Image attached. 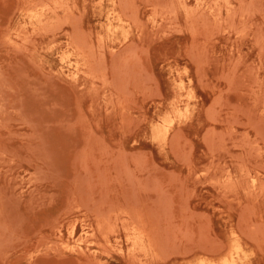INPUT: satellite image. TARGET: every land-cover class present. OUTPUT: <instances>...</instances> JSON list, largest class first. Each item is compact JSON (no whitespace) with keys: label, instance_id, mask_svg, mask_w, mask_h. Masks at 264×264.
Segmentation results:
<instances>
[{"label":"rangeland","instance_id":"obj_1","mask_svg":"<svg viewBox=\"0 0 264 264\" xmlns=\"http://www.w3.org/2000/svg\"><path fill=\"white\" fill-rule=\"evenodd\" d=\"M42 1L56 3L39 21L34 14ZM213 1L0 0V66L4 67H0V95H6L0 96V220L6 228L0 264H196L205 256L217 259L224 254L230 264H264V0ZM49 24L52 27L47 29ZM75 32L83 51L70 45ZM130 48V55L136 53L140 60L124 58ZM112 50L117 56L113 59ZM89 52H94L92 58ZM114 57L120 58V64L127 61L128 75ZM112 65L124 70L117 75L120 81L116 82ZM121 83H128L123 85L126 91ZM1 89L13 90L12 96L17 92L14 99L19 106L12 103L13 97L8 103L10 94ZM173 171L175 175L170 174ZM154 216L160 217L158 224ZM135 218L154 225L155 242L147 235L134 237ZM71 223L70 234L65 228ZM75 236L82 237L79 245H74Z\"/></svg>","mask_w":264,"mask_h":264},{"label":"bare ground","instance_id":"obj_2","mask_svg":"<svg viewBox=\"0 0 264 264\" xmlns=\"http://www.w3.org/2000/svg\"><path fill=\"white\" fill-rule=\"evenodd\" d=\"M40 1H41V0H40ZM124 1H125V0H124ZM124 1L122 0V2H124ZM201 1H202V0H201ZM212 1H213V0H212ZM226 1H227V0H226ZM31 2H32V1H31ZM31 2H30V3H31ZM51 2H52V1H51ZM60 2H61V1H60ZM60 2H57V3H59V5H60ZM196 2H197V0H196ZM213 2H214V1H213ZM237 2H238V1H237ZM242 2H243V1H242ZM246 2H250V0H248V1H246ZM30 3H29V4H30ZM33 3L35 4V2H33ZM53 3H56V2H52V5H53ZM71 3H72V2H71ZM112 3H113V2H112ZM124 3H126V2H124ZM182 3H183V2H182ZM200 4H202V3L200 2ZM227 4H228V3H227ZM52 5H51L49 2H47V1H42V2H40V6H39V4H38V6H39V10H38L34 15L37 17V19H38L39 21L42 19V14H43V12H44L45 10H47V9L50 10V8L53 7ZM122 5H123V4H122ZM169 5H170V2H169ZM169 5H168V6H169ZM183 5H184V4H183ZM208 5H209V3H208ZM228 5H229V4H228ZM60 6H61V5H60ZM60 6H59V7H60ZM123 6H126V5H123ZM152 6H153V5H152ZM155 6H157V4H156ZM159 6H160V5H159ZM168 6H167V7H168ZM189 6H191V5H189ZM197 6H198V5H197ZM231 6H233L232 3H231ZM30 7H31V6H30ZM57 7H58V6H57ZM167 7H166V9H167ZM169 7L171 8L172 6H169ZM169 7H168V9H169ZM223 7H224V6H223ZM227 7H228V6H227ZM227 7H225V8H227ZM242 7H243V6H242ZM242 7H241V8H242ZM35 8H36V6H35ZM54 8H55V6H54ZM123 8H124V7H123ZM129 8H130V7H129ZM160 8H161V6H160ZM162 8H163V6H162ZM197 8H198V7H197ZM228 8H229V7H228ZM29 9H30V8H29ZM29 9H26V10H29ZM67 9H69V8H67ZM154 9H155V8L152 7L151 10H154ZM209 9H211V8L209 7ZM231 9H232V8H231ZM239 9H240V8H239ZM36 10H37V9H36ZM64 10H65V9H64ZM109 10H110V9H109ZM120 10H121V9H120ZM225 10H226V9H225ZM229 10H230V9H229ZM232 10H233V9H232ZM29 11H30V10H29ZM33 11H34V10H33ZM121 11H122V10H121ZM185 11H186V10H185ZM194 11H195V10H194ZM226 11H227V10H226ZM63 12H64V11H63ZM108 12H109V11H108ZM108 12H107V13H108ZM113 12H116V10L113 11ZM113 12H112V13H113ZM171 12H172V11H170V13H171ZM208 12H209V10H208ZM217 12H219V11L217 10ZM128 13H129V12H128ZM128 13L126 12V14H128ZM132 13H133V11H132ZM153 13H154V12H153ZM196 13H197V12H196ZM228 13H229V11H228ZM228 13H227V14H228ZM232 13H233V11H232ZM30 14H31V13H30ZM109 14H111V13H109ZM122 14H123V13H122ZM129 14H130V13H129ZM185 14H186V12H185ZM106 15H108V14H106ZM124 15H125V14H124ZM153 15H154V14H153ZM168 15H169V14H168ZM195 15H197V17H198V14H195ZM215 15H216V14H215ZM217 15H218V14H217ZM228 15H230V14H228ZM245 15H246V14H245ZM117 16H118V15H117ZM133 16H134V15H133ZM173 16H175V15H173ZM184 16H186V15H184ZM188 16H189V15H188ZM246 16H247V15H246ZM27 17H28V16H27ZM29 17H30V16H29ZM56 17H57V16H56ZM75 17H76V16H75ZM119 17H120V16H118V19H119ZM191 17H192V16H191ZM203 17H204V16H203ZM205 17H206V16H205ZM231 17H232V16H231ZM59 18H60V17H59ZM59 18L57 17V19H59ZM65 18H66V15H65ZM111 18H112V17H111ZM133 18H135V17H133ZM133 18H132V19H133ZM171 18H172V17H171ZM187 18H189V17H187ZM193 18H194V17H193ZM29 19H30V18H29ZM51 19H52V18H51ZM53 19H55V17H54ZM60 19H61V18H60ZM60 19H59V20H60ZM62 19H64L63 16H62ZM62 19H61V20H62ZM76 19H77V18H76ZM106 19H107V18H106ZM118 19H117V20H118ZM153 19H154V18H153ZM163 19H164V18H163ZM174 19H175V17H174ZM203 19H204V18H203ZM207 19H208V18H207ZM213 19H214V17H213ZM223 19H224V18H223ZM243 19H244V18H243ZM45 20H46V19H45ZM61 20H60V21H61ZM64 20H65V19H64ZM122 20H123V19H122ZM165 20H167V19H165ZM201 20H202V18H201ZM201 20L199 21V24H200ZM204 20H205V19H204ZM218 20H219V18H218ZM65 21H66V20H65ZM109 21H110V20H109ZM118 21H121V19L118 20ZM125 21H127V20H125ZM169 21H170V19H169ZM207 21H210V20H207ZM43 22H45V21H43ZM62 22H63V21H62ZM62 22H61V23H62ZM74 22H75V21H74ZM151 22H152V20H151ZM153 22H154V21H153ZM22 23H23V22H22ZM37 23H38V22H37ZM41 23H42V22H41ZM49 23H51V21H50ZM131 23H132V22H131ZM202 23H203V21H202ZM202 23H201V24H202ZM231 23H232V22H231ZM241 23H242V21H241ZM24 24H25V22H24ZM158 24H159V23H158ZM158 24H157V25H158ZM166 24H167V23H166ZM174 24H175V23H174ZM189 24H190V23H189ZM227 24H228V23H227ZM242 24H243V23H242ZM242 24H241V25H242ZM20 25H21V23H20ZM32 25H33V24H32ZM36 25H37V24H36ZM39 25H40V24H39ZM54 25H56V24H54ZM54 25H53V26H54ZM61 25H62V24H61ZM108 25H109V23H108ZM168 25H169V23H168ZM170 25H171V24H170ZM202 25H204V23H203ZM230 25H231V24H229V26H230ZM14 26H15V25H14ZM105 26H106V28H107V25H105ZM109 26H110V25H109ZM113 26H114V25H113ZM189 26H190V25H189ZM189 26H188V27H189ZM205 26H206V23H205ZM243 26H244V25H243ZM22 27H23V26H22ZM51 27H52V26H50V24H49V27L47 26V29H48V28H51ZM71 27H72V26H71ZM232 27H233V26H232ZM10 28H11V27H10ZM23 28H25V27H23ZM32 28H33V27H32ZM32 28H31V29H32ZM40 28H41V27H40ZM54 28H56V26H55ZM57 28H58V27H57ZM75 28H77V27H75ZM239 28H240V27H239ZM241 28H242V27H241ZM259 28H260V27H259ZM11 29H12V28H11ZM31 29H30V30H31ZM43 29H44V28H42V30H43ZM45 29H46V28H45ZM52 29H53V28H52ZM52 29H49V30L52 31ZM113 29H116V27H115V28L113 27ZM120 29H121V31H122V28H120ZM120 29H119V30H120ZM188 29H190V27H189ZM225 29H226V28H225ZM54 30H55V29H54ZM64 30H65V29H64ZM64 30H63V31H64ZM242 30H243V29H242ZM242 30H241V31H242ZM16 31H17V30H16ZM32 31H33V29H32ZM32 31H31V33H32ZM38 31H39V30H38ZM45 31H47V30H45ZM45 31H44V32H45ZM108 31L111 32L112 30H109V28H108ZM124 31H125V30H124ZM126 31H127V30H126ZM134 31H135V30H134ZM162 31H163V30H162ZM241 31H240V32H241ZM8 32H9V31H8ZM33 32H34V31H33ZM70 32H71V31H70ZM229 32H230V31H229ZM237 32H238V31H237ZM17 33H18V32H17ZM17 33H15V34L17 35ZM20 33H21V32H20ZM27 33H29V32H27ZM113 33H114V32H113ZM119 33H120V32H119ZM124 33H125V32H124ZM7 34H8V33H7ZM18 34H19V33H18ZM24 34H26V33H24ZM24 34H23V35H24ZM97 34L101 36V34H99V33H97ZM125 34H127V32H126ZM125 34H124L123 36H125ZM191 34H192V33H191ZM202 34H203V33H202ZM234 34H235V33H234ZM258 34H259V33H258ZM13 35H14V34H13ZM26 35H27V34H26ZM68 35H69V33H68ZM106 35H107V33H106ZM121 35H122V34H121ZM136 35H137V34H136ZM204 35H205V32H204ZM204 35H203V36H204ZM212 35H213V34H212ZM52 36H53V35H52ZM111 36H112V34L110 35V37H111ZM6 37H7V36H6ZM17 37H18V35H17ZM24 37H26L27 39H29L27 36H24ZM24 37L22 36L23 39H24ZM69 37H70V35H69ZM125 37H126V36H125ZM137 37H138V36H137ZM210 37H211V36H210ZM255 37H256V36H255ZM8 38H9V37H8ZM22 38H21V39H22ZM95 38H96V36H95ZM99 38H100V37H99ZM115 38H116V37H115ZM123 38H124V37H123ZM100 39H101V40H100ZM100 39H99L100 42H102V38H100ZM121 39H122V38H121ZM9 40H10V38H9ZM11 40H12V39H11ZM25 40H26V39H25ZM29 40H30V39H29ZM67 40H68V39H67ZM117 40H118V38H117ZM257 40H258V38H257L255 41L257 42ZM22 41H23V40H22ZM27 41H28V40H27ZM27 41H26V42H27ZM129 41H131V40H129ZM8 42H9V41H8ZM119 42H120V41H119ZM132 42H133V41H132ZM10 43H11V42H9V44H10ZM20 43H21V42H20ZM96 43H98V42H96ZM135 43H136V42H135ZM189 43H191V42H189ZM189 43H188V44H189ZM17 44H18V43H17ZM50 44H51V43H50ZM50 44H48V46H49ZM101 44H102V43H100L99 46H100ZM118 44H119V43H118ZM13 45H14V44H13ZM21 45H22V44H21ZM70 45L72 46V48L74 47V49H76V50H78V51H83V42H82V39L79 37V35H78L76 32L73 33L72 36H71ZM190 45H192V44H190ZM15 46L17 47L18 45H15ZM15 46H12V48L15 47ZM19 46H20V45H19ZM19 46H18V47H19ZM23 46H26V45H23ZM122 46H123V45H122ZM135 46H136V44H135ZM135 46H133V47H135ZM194 46H195V45H194ZM86 47H87V46H86ZM100 47H101V46H100ZM110 47H111V46H109V48H110ZM129 47H130V46H129ZM136 47H138V46H136ZM259 47H260V46H259ZM20 48H21V47H20ZM25 48H26V47H24V49H25ZM48 48H49V47H48ZM98 48H99V47H98ZM112 48H114V47H112ZM142 48H143V47H142ZM188 48H189V47H188ZM260 48H261V47H260ZM22 49H23V48H22ZM119 49H121V47H120ZM119 49H118V50H119ZM128 49H129V48H128ZM145 49H146V48H145ZM16 50H17V49H16ZM16 50H15V51H16ZM26 50H27V48H26ZM29 50H30V49H29ZM88 50H89V49H88ZM88 50H86V51H88ZM134 50H135V48H134ZM140 50H141V52H143V49H140ZM202 50H203V48H202ZM18 51H19V50H18ZM30 51H31V50H30ZM67 51H68V50H67ZM69 51H70V50H69ZM86 51H85V52H86ZM96 51H97V50H96ZM116 51H117V50H116ZM116 51H115V52H116ZM123 51L126 52L127 50H123ZM130 51H131V48H130L129 51H127V52L129 53V56L124 57V58H126V60H127V58L130 57V56H131V58L135 57V58H134V59H135V62H136V59H139V60H140V57H138V55H137V58H136V56H134V55H136V53H135V54L133 55V57H132V54L130 55ZM144 51H145V50H144ZM191 51H192V49H191ZM99 52H100V51H99ZM134 52H135V51H134ZM138 52H139V50H138ZM90 53H92V52H89V55H90V56H91L92 54H94V52H93L92 54H90ZM116 53H117V52H116ZM131 53H133V51H132ZM146 53H147V52H146ZM189 53H190V52H189ZM56 54H57V53H56ZM110 54H111V53H110ZM112 54H114V53H113V50H112ZM112 54H111V55H112ZM117 54H118V53H117ZM121 54H123V53L121 52ZM190 54H191V53H190ZM200 54H202V53H200ZM61 55H64L63 52H62ZM65 55H66V54H65ZM65 55H64V56H65ZM99 55L102 56L101 53H100ZM111 55H110V56H111ZM118 55H119V54H118ZM191 55H192V54H191ZM93 56H94V55H93ZM93 56H91V58H92ZM113 56H116V55H115V54L112 55V59H113ZM119 56H120V55H119ZM124 56H125V55H124ZM196 56H197V54H196ZM26 57H28V56L26 55ZM61 57H62V56H61ZM83 57H85V56H83ZM116 57H117V56H116ZM204 57H205V55H204ZM64 58H65V57H64ZM114 58H115V57H114ZM97 59H98V56H97V58H95V60H97ZM102 59H103V58H102ZM112 59H111V61L113 62ZM116 59H117V64H120V63H118V61L120 60V58H119V60H118V58H115V60H116ZM190 59H192V58H190ZM195 59H196V58H195ZM31 60H32V59H31ZM31 60L29 59V61H31ZM122 60H124V59L122 58ZM122 60H121V62H122ZM39 61H40V60H39ZM39 61H37V62H39ZM59 61H62V60H59ZM92 61H93V60H92ZM100 61H101V60H100ZM100 61H98V62H100ZM128 61H129V59H128ZM238 61H239V60H238ZM68 62H69V61H68ZM73 62H74V61H73ZM77 62H78V61H77ZM77 62H76V63H77ZM86 62H87V61H86ZM86 62H85V63H86ZM90 62H91V61H90ZM95 62H97V61H95ZM95 62H94V63H95ZM112 62H109V63L112 64ZM114 62H116V61H114ZM119 62H120V61H119ZM232 62H233V61H232ZM76 63H75V64H76ZM100 63H101V62H100ZM125 63H127V61H126ZM125 63L122 62V64L119 65V69H120L121 65L123 66V64H124V66H123L124 68H123V67H121V68H123V69L125 70L124 73L127 74V71H128V65H127V64H128V63H127V64H125ZM195 63H197V61H196ZM200 63H202V62H200ZM75 64H74V65H75ZM111 64H110V65H111ZM34 65H35V64H34ZM67 65H68V64H67ZM96 65H97V64H96ZM99 65H100V64H99ZM99 65H97V66H99ZM113 65L116 66V63L113 64ZM113 65L110 67L111 69H112ZM125 65L127 66V69H125V68H126ZM231 65H232V63H231ZM231 65H230V66H231ZM82 66H83V65H82ZM87 66H88V65H87ZM87 66H86V67H87ZM97 66H94V67H93V68H96V70H94V71H97ZM130 66H131V63H130ZM130 66H129V67H130ZM0 67H2V66H0ZM72 67H73V66H72ZM100 67H101V66H100ZM104 67H105V66H104ZM117 67H118V65H117ZM194 67H195V66H194ZM36 68H37V67H36ZM61 68H62V67H61ZM73 68H74V67H73ZM75 68H76V67H75ZM101 68H102V67H101ZM113 68L115 69V67H113ZM229 68H230V67H229ZM232 68H235V67H232ZM232 68H231V70H232ZM3 69H4V67H2V70H3ZM104 69H105V68H104ZM117 69H118V68H117ZM117 69H115L116 71H113V70H112V71H113V74H115V77H116L117 75L119 76V74H120L121 72L124 71L123 69H121V71H120L119 69H118V70H117ZM139 69H142V68H139ZM183 69H184V68H183ZM0 70H1V69H0ZM71 70H72V69H71ZM77 70H78V69H77ZM98 70H99V69H98ZM126 70H127V71H126ZM142 70H143V69H142ZM144 70H145V69H144ZM144 70H143V71H144ZM231 70H230V71H231ZM234 70H235V69H234ZM4 71H6V70H4ZM78 71H79V70H78ZM80 71L82 72L83 70H80ZM118 71H120V72H119L118 74H116ZM130 71H131V67H130ZM130 71H129V72H130ZM183 71H184V70H183ZM1 72H2V71H1ZM40 72H41V71H40ZM97 72H98V71H97ZM132 72H133V70H132ZM139 72H140V71H139ZM184 72H185V71H184ZM233 72H234V71H233ZM233 72H232V73H233ZM75 73H76V72H75ZM124 73H123V75H124ZM134 73H136V71L133 72V74H134ZM145 73H146V71H145ZM147 73H149V72L147 71ZM147 73H146V74H147ZM224 73H226V71H225ZM3 74H4V73H3ZM76 74H77V73H76ZM87 74H88V73H87ZM109 74H110V73H109ZM220 74H221V73H220ZM71 75H73V74H71ZM127 75H128V74H127ZM127 75H126V77L128 78ZM131 75H132V73H131ZM139 75H140V73H139ZM139 75H138V76H139ZM147 75H149V74H147ZM147 75H146L145 77L148 79V76H147ZM150 75H152V73H151ZM177 75H178V74H177ZM66 76H67V75H66ZM74 76H75V75H74ZM110 76H111V74H110ZM118 76L115 78V79H116V82H117V80H119V79L121 78V77L118 78ZM136 76H137V75H136ZM138 76H137V77H138ZM221 76H223V75H221ZM229 76H230V75H229ZM231 76H232V75H231ZM3 77H4V75H3ZM67 77H69V76H67ZM72 77H73V76H72ZM112 77H114V75H113ZM140 77H141V76H140ZM142 77H143V75H142ZM223 77H224V76H223ZM226 77H227V76H226ZM93 78H94V77H93ZM100 78H102L101 75H100L99 79H100ZM103 78H104V77H103ZM134 78H135V77H134ZM197 78H198V76H197ZM230 78H232V77H230ZM0 79H1V78H0ZM96 79H97V78H96ZM104 79H105V78H104ZM111 79H112V81H111ZM137 79H138V78H137ZM151 79H153V78H150V80H151ZM179 79H181V78H179ZM198 79H199V78H198ZM200 79H201V78H200ZM200 79H199V80H200ZM224 79L227 80V78H224ZM228 79H229V78H228ZM254 79H255V78H254ZM258 79H259V78H258ZM3 80H5V79L3 78V79H2V82H3ZM109 80L111 81V83L114 82V81H113V80H114L113 78H110ZM123 80H124V79H123ZM125 80H126V79H125ZM125 80H124V82H125ZM127 80H128V79H127ZM127 80H126V82H127ZM132 80H133V76H132ZM143 80H145V78L142 79V81H143ZM153 80H154V79H153ZM181 80H182V79H181ZM188 80H189V78H187V81H188ZM226 80H225V81H226ZM0 81H1V80H0ZM103 81H104V80H103ZM106 81H107V79H106ZM119 81H120V80H119ZM142 81H141V82H142ZM147 81H148V80H147ZM4 82H5V81H4ZM227 82L230 84V82H229L228 80H227ZM5 83H6V82H5ZM7 83H8V80H7ZM7 83H6V84H7ZM9 83H10V81H9ZM188 83H189V82H188ZM1 84H2V83H0V85H1ZM6 84H5V85H6ZM124 84L127 85L128 83H121L120 86H123ZM176 84H177V83H176ZM7 85L9 86V84H7ZM91 85H92V84H91ZM113 85H115V83H114ZM117 85H118V84H117ZM144 85H145V84H144ZM148 85H149V84H148ZM148 85H147V87H148ZM152 85H153V84H152ZM179 85H180V84H179ZM179 85L177 84L176 86L179 87ZM226 85H227V84H226ZM3 86H4V83H3ZM10 86L12 87L13 85L11 84ZM10 86H9V87H10ZM182 86H183V85H182ZM78 87H79V86H78ZM113 87H114V86H113ZM125 87H126V86H123V87L121 88V90H122L123 88H125ZM133 87H134V86H133ZM145 87H146V86H144V88H145ZM147 87H146V88H147ZM155 87H156V85H155ZM178 87H177V88H178ZM189 87H190V86H189ZM263 87H264V86H263ZM13 88H14V87H13ZM136 88H137V86H136ZM148 88H149V87H148ZM148 88H147V89H148ZM14 89L17 90L16 88H14ZM178 89H179V88H178ZM222 89H223V88H222ZM7 90H10V89H7ZM118 90L120 91V89H118ZM124 90L126 91V89H123V91H124ZM1 91L8 92V91H6V90H2V89H1ZM12 91H13V90H12ZM12 91L10 90V91L8 92V93L10 94V96H8V97H9L8 103H9V101H10V99H11L10 97H13V100H14V101L11 99V100L13 101V102H12V101H11V102H12L13 104H14V103L17 104L18 102H15V99L17 100V98L14 99V96L17 94V92L14 93V95L12 96V95H11ZM123 91H122V92H123ZM127 91H128V89H127ZM129 91H130V89H129ZM129 91H128V92H129ZM148 91H149V90H148ZM190 91H192V90H190ZM10 92H11V93H10ZM14 92H15V91H14ZM218 92H220V91H218ZM218 92H217V93H218ZM0 93H2V92H0ZM189 93H190V92H189ZM4 94H5V93H4ZM126 94H127V93H126ZM129 94H130V92L128 93V95H129ZM1 95H2V94H1ZM1 95H0V96H1ZM18 95H20L19 97H21V94H20L19 92H18ZM4 96H6V95H4ZM4 96L2 95L3 98H4ZM178 96H179V95H178ZM182 96H183V95H182ZM192 96H193V95H192ZM192 96H191V97H192ZM213 96H214V95H213ZM216 96H217V95H216ZM8 97H7V98H8ZM19 97H18V98H19ZM193 97H194V96H193ZM211 97H212V96H211ZM5 98H6V97H5ZM174 98H175V97L173 96V99H174ZM187 98H188V96H187ZM212 98H213V100H216V99H214V97H212ZM256 98H257V97H256ZM19 99H20V98H19ZM19 99H18V100H19ZM210 99H211V98H210ZM218 99H219V98H218ZM22 100H23V96H22ZM20 101H21V100H20ZM20 101H19V102H20ZM211 101H212V100H211ZM211 101H209V102H211ZM216 101H217V100H216ZM130 102H131V101H130ZM214 102H215V101H214ZM217 102H219V100H218ZM21 103L23 104V102H20V105H21ZM168 103H169V102H168ZM177 103H178V102H177ZM13 104L11 105L12 108H13ZM16 104H14V105H16ZM76 104H77V103H76ZM214 104H217V103H214ZM120 105H122V104H120ZM169 105H170V104H169ZM186 105H187V104H186ZM206 105H207L206 108H208V106L211 107V105H208V104H206ZM230 105H231V104H230ZM18 106H19V103H18L17 107H18ZM219 106H220V105H219ZM231 106H232V105H231ZM17 107H14L13 110H15V108L17 109ZM177 107H178V106H177ZM191 107H192V105H191ZM20 108H22V107L20 106ZM23 108H24V107H23ZM23 108H22V109H23ZM175 108H176V107H175ZM175 108H174V109H175ZM182 108H183V107H182ZM179 109H180V108H179ZM186 109H187V107H186ZM214 109H215V108H214ZM106 110H108V108H107ZM176 110H177V109H176ZM176 110H175V111H176ZM203 110H204V109H203ZM210 110H211V109H209L208 111H210ZM215 110H216V109H215ZM10 111H11V110H10ZM19 111H20V109L18 108V111L16 110V112L21 113V111H20V112H19ZM183 111H184V110H183ZM212 111H213V110H212ZM212 111H210V112H212ZM16 112H15V113H16ZM22 112H23V110H22ZM185 112H186V111H185ZM240 112H241V110H240ZM8 113H9V112H8ZM164 113H165V112H164ZM164 113H162V114H164ZM179 113H180V112H179ZM186 113H187V112H186ZM141 114H142V112H141ZM162 114H161L160 116H162ZM176 114H177V113H176ZM190 114H191V112H190ZM206 115L208 116V115H210V114H206ZM168 116H169V114H168ZM172 116H173V115H172ZM182 116H183V115H182ZM85 117H86V116H85ZM165 117H166V116H165ZM165 117H164V119H165ZM178 117H179V115H178ZM208 117H209V116H208ZM210 117H211V116H210ZM245 117H246V116H245ZM81 118L83 119V117H81ZM81 118H80V121H81ZM161 118H162V117H161ZM169 118H170V117H169ZM171 118H172V117H171ZM182 118H183V117H182ZM213 118H214V117H213ZM213 118H212V119H213ZM159 119H160V118H159ZM178 119H179V118H178ZM23 120H24V119H23ZM119 120H120V119H119ZM216 120H217V119H216ZM233 120H234V119H232V121H233ZM156 121H157V120H156ZM169 121H170V119L167 120V122H169ZM172 121H173V120H172ZM176 121H177V120H176ZM213 121H214V120H213ZM246 121H247V120H246ZM165 122H166V121H165ZM182 122H183V121H182ZM149 123H150V122H149ZM153 123H154V122H153ZM159 123H161V122H159ZM159 123H158V124H159ZM176 123H177V122H176ZM180 123H181V122H180ZM252 123H253V122H252ZM254 123H257V122L254 121ZM150 124H151V123H150ZM168 124H171V123H168ZM166 125H167V124H166ZM250 125H252V124H250ZM250 125H249V126H250ZM253 125H254V124H253ZM253 125H252V126H253ZM151 126H152V125H151ZM208 126H209V125H208ZM155 127L157 128V126H155ZM150 128H152V127H150ZM177 128H178V127H177ZM153 129H154V128H153ZM153 129H151V130H153ZM204 129L207 130L206 128H204ZM204 129H203V130H204ZM211 129H212V128H211ZM154 130H155V129H154ZM178 130H179V129H178ZM205 130H204V133H205ZM214 130H215V129H214ZM217 130H218V128H217ZM155 131H156V130H155ZM162 131H163V127H162ZM173 131H174V130H173ZM208 131H209V130H208ZM211 131H212V130H211ZM255 131H256V130H255ZM89 132H90V131H89ZM163 132H164V131H163ZM212 132H213V131H212ZM219 132H220V131H218V135L220 134ZM227 132H229V131H226V133H227ZM243 132H244V131H243ZM37 133H38V132H37ZM155 133H157V132H155ZM155 133H154V134H155ZM158 133H159V132H158ZM158 133H157V134H158ZM164 133H165V132H164ZM164 133H162V134H164ZM208 133H209V132H207L206 134H208ZM221 133H223V131H222ZM224 133H225V132H224ZM224 133H223V134H224ZM226 133H225V134H226ZM150 134H151V131H150ZM169 134H170V133H169ZM202 134H203V133H202ZM245 134H246V133H245ZM173 135H174V134H173ZM38 136H39V133H38V135H37L36 137H38ZM87 136H88V135H87ZM161 136H162V135H161ZM211 136H212V135H211ZM211 136H210V140H211V138H212ZM253 136H254V135H253ZM157 137H158V135H157ZM168 137H170V136H168ZM173 137H174V136H173ZM204 137H205V135L202 136V138H204ZM218 137H219V136H218ZM218 137H217V138H218ZM162 138H163L162 140H164L165 136L162 137ZM220 138H221V137H220ZM40 139H41V136L39 137V140H40ZM169 139H170V138H169ZM86 140H87V139H86ZM113 140H115V139H113ZM220 140H221V139H220ZM225 140H226V139H225ZM235 140H236V139H235ZM263 140H264V139H263ZM175 141H176V140H175ZM245 141H246V140H245ZM158 142H159V141H158ZM183 142H184V140L182 141V143H183ZM168 143H169V140H168ZM233 143H234V142H233ZM176 144H177V143H176ZM121 145H122V144H121ZM170 145H171V144H170ZM177 146H178V145H177ZM189 146H191V145H189ZM233 146H234V145H233ZM113 147H114V146H113ZM83 148H84V146H83ZM120 148H121V147H120ZM254 148H255V147H254ZM257 148H258V147H257ZM122 149H123V148H122ZM251 149H252V148H251ZM123 150H124V149H123ZM185 150H186V149H185ZM188 150H189V149H188ZM254 150H255V149H254ZM115 151H116V150H115ZM87 152H88V151H87ZM188 152H189V151H188ZM188 152H187V153H188ZM124 153H125V151H124ZM187 153H186V154H187ZM2 154H3V153H2ZM255 154H257V152H255ZM77 155H78V154H77ZM121 155H122V154H121ZM182 156H183L182 158L185 159L183 153H182ZM186 156H187V155H186ZM85 157H86V156H85ZM187 157H188V156H187ZM212 157H213V155H212ZM110 158H112V157H110ZM77 159H78V158H77ZM84 159H85V158H84ZM186 160H188V159L186 158L185 161H186ZM10 161H11V160H10ZM108 161H110V160H108ZM112 161H113V159H112ZM181 161H182V159H181ZM211 162H212V161H211ZM211 162H210V163H211ZM233 162H234V161H233ZM236 162H237V161H236ZM113 163H114V162H113ZM137 163H138V162H137ZM239 163H240V162H239ZM71 164H73V163H71ZM153 164H154V163H153ZM81 165H82V163H81ZM73 166H74V165H73ZM73 166H72V167H73ZM87 166H88V165H87ZM94 166H95V165H94ZM154 166H155V165H154ZM73 168H74V167H73ZM94 168H96V167H94ZM94 168H93V169H94ZM113 168H115V167H113ZM113 168H112V169H113ZM227 168H228V167H227ZM261 168H262V167H261ZM81 169H82V168H81ZM88 169H89V168H88ZM88 169L86 168L87 172H89ZM205 169H207V168H205ZM245 169H246V168H245ZM44 170H45V169H44ZM73 170H74V169H73ZM77 170H78V169H77ZM122 170H123V169H122ZM130 170H131V169H130ZM92 171H93V170H92ZM95 171H97V169H96ZM103 171H104V170H103ZM117 171H119V170H117ZM170 171H171V169H170ZM199 171L201 172V170H199ZM226 171H227V170H226ZM226 171H225V172H226ZM240 171H241V170H240ZM97 172H98V171H97ZM119 172H120V171H119ZM173 172H174V171H173ZM173 172L170 173V174H174V175H175L176 171H175L174 173H173ZM203 172H204V171H203ZM205 172H206V171H205ZM205 172H204V173H205ZM243 172H245V171H243ZM257 172H259V171H257ZM85 173H86V172H85ZM98 173H99V172H98ZM195 173L197 174V172H195ZM28 174H29V173H28ZM33 174H36V173H33ZM76 174H77V172H76ZM124 174H125V173H124ZM73 175H74V174H73ZM248 175H249V174H248ZM74 176H75V175H74ZM79 176H80V177H79ZM119 177H120V176H119ZM176 177L178 178V176H176ZM223 177H224V176H223ZM226 177H228V176H226ZM36 178H37V177H36ZM70 178H71V177H70ZM74 178H75V177H74ZM78 178H80L79 181H81V182H82V180H84V179H82L81 174L78 175ZM88 178H89V177H88ZM130 178H132V177H130ZM252 178H254V177H252ZM252 178L250 177L251 182H252ZM81 179H82V180H81ZM125 179H126V178H125ZM217 179H218V178H217ZM217 179H216V180H217ZM221 179H222V178H221ZM66 180H67V179H66ZM92 180H93V179H92ZM126 180H128V179H126ZM126 180H125V181H126ZM146 180H147V179H146ZM153 180H154V179H153ZM209 180H210V179H209ZM74 181H75V180H74ZM79 181L77 180V182H79ZM135 181H136V180H135ZM174 181H175V180H174ZM176 181H178V180H176ZM211 181H212V180H211ZM29 182H30V180H29ZM128 182L130 183V182H131V179H130V181L128 180ZM132 182H133V181H132ZM205 182H207V181H205ZM215 182H216V181H215ZM229 182H231V184H232V181L229 180ZM79 183H80V182H79ZM133 183H134V182H133ZM145 183H146V182H145ZM222 183H223V182H222ZM226 183H227V180H226ZM252 183H253V182H252ZM252 183H251V184H252ZM262 183H263V182H262ZM90 184H91V183H90ZM155 184H156V183H155ZM86 185H87V184H86ZM86 185H85V187H86ZM224 185H225V184H224ZM226 185H227V184H226ZM77 186H78V188H79L80 185L77 184ZM77 186H76V188H77ZM130 186H131V185H130ZM160 186H161V185H160ZM260 186H261V185H260ZM262 186H264V185H262ZM32 187H33V186H32ZM32 187H31V188H32ZM178 187H179V186H178ZM222 187H223V185H222ZM228 187H229V186H228ZM91 188H92V187H91ZM143 188H144V187H143ZM154 188H155V186H154ZM158 188H161V187H158ZM176 188H177V187H176ZM259 188H261V187H259ZM103 189H104V188H103ZM130 189L133 190V192L135 191V190L133 189V186H132ZM141 189H142V188H141ZM144 189H145V188H144ZM144 189H143V190H144ZM179 189H180V188H179ZM181 189H182V188H181ZM216 189H218V188H216ZM78 190L81 191L80 189H78ZM87 190H88V187H87ZM97 190H98V189H97ZM162 190H163V188H162V189H159L158 191H162ZM259 190H260V189H259ZM111 191H112V190H111ZM153 191L156 193L155 190H153ZM181 191H182V190H181ZM192 191H193V190H192ZM83 192L86 193L87 191H83V190H82V193H83ZM131 192H132V191H131ZM48 193H49V192H48ZM95 193H96V192H95ZM163 193H164V192H163ZM163 193L161 192V194H163ZM180 193H181V192H180ZM257 193H258V192H257ZM86 194L88 195V192H87ZM101 194H102V193H101ZM131 194H132V193H131ZM159 194H160V192H159ZM186 194H187V193H186ZM258 194H259V193H258ZM71 195H72V193H71ZM78 195L80 196V192H79ZM89 195H90V194H89ZM98 195H99V194H98ZM105 195H106V194H105ZM132 195H133V194H132ZM134 195H135V194H134ZM181 195H182V194H181ZM85 196H86V195H85ZM159 196H160V195H159ZM162 196H163V195H162ZM89 197H90V196H89ZM89 197H88V198H89ZM102 197H103V196H102ZM131 197H132V196H131ZM165 197H166V196H165ZM181 197H182V196H181ZM133 198H134V197H133ZM163 198H164V197H163ZM183 198H184V200L187 199V198L185 199V197H183ZM183 198H182V199H183ZM151 199H152V198H151ZM155 199H156V198H155ZM164 199H165V198H164ZM99 200H101V199H99ZM99 200H98V201H99ZM148 200H149V199H148ZM160 200H161V199H160ZM168 200H169V199H168ZM73 201H74V199H73ZM77 201H78V200H77ZM90 201H94V200L92 199V200H90ZM95 201H96V200H95ZM137 201H138V200H137ZM157 201H159V200H155V201H153V202L156 203ZM165 201H166V200H165ZM169 201H171V200H169ZM81 202H83V201H81ZM87 202H88V201H87ZM153 202H152V203H153ZM163 202H164V201H163ZM166 202H168V201H166ZM183 202H185V201H183ZM158 203L160 204V202H157L156 204L158 205ZM107 204H108V203H107ZM133 204H135V201H134V200H133ZM182 204H183V203H182ZM182 204L180 205L179 208H181ZM244 204H246V202H245ZM137 205H138V204H137ZM146 205H147V204H146ZM164 205H165V203H164ZM185 205H188V204H185ZM250 205H251V204H250ZM83 206H84V204H83ZM85 206H86V203H85ZM90 206H91V205H90ZM158 206H159V205H158ZM158 206H157V207H158ZM162 206H163V205H161V207H162ZM166 206H167V208H168V205H166ZM64 207H66V205H65ZM73 207H74V206H73ZM75 207H76V206H75ZM88 207H89V206H88ZM88 207L86 208L87 210H88ZM149 207H150V206H149ZM157 207H155V209H156ZM187 208H188V207H187ZM1 209H2V208H1ZM106 209H108V208H106ZM106 209H105V210H106ZM118 209H119V208H118ZM155 209H153V211H154ZM159 209H160V208H159ZM165 209H166V208H165ZM60 210H61V209H60ZM166 210H167V209H166ZM187 210L189 211V208H188ZM100 211H104V210H100ZM181 211H182V210H181ZM248 211H250V210H248ZM58 212H59V211H58ZM58 212H57V213H58ZM123 212H124V210H123ZM160 212H161V211H159V213H160ZM179 212H180V211H179ZM183 212H184V210H183ZM116 213H117V212H116ZM116 213H115V214H116ZM153 213L156 214V212H153ZM170 213H171V212H170ZM115 214H114V215H115ZM151 214H152V213H150V215H151ZM157 214H158V211H157ZM157 214H156V215H157ZM184 214H185V213H184ZM187 214L189 215V212H188ZM241 214H242V213H241ZM241 214H239V215H241ZM114 215H113V216H114ZM158 215H159V214H158ZM158 215H157V216H158ZM163 215H164V214H163ZM168 215H169V214H168ZM239 215H238V213H237V217H238ZM152 216H153V215H152ZM160 216H162V214H161ZM178 216H179V215H178ZM190 216H192V214H190ZM80 217H81V216H80ZM154 217H155V216H154ZM237 217H236V218H237ZM239 217H241V216H239ZM81 218H83V217H81ZM155 218H157L156 221H157V224H158V220H159L158 218H160V217H155ZM163 218H164V217H163ZM168 218H169V217H168ZM171 218H172V217H171ZM188 218H189V217H188ZM190 218H191V217H190ZM236 218H235V219H236ZM55 219H56V218H55ZM106 219H107V218H106ZM120 219H122V218H120ZM75 220H76V219H75ZM118 220H119V219H118ZM263 220H264V219H263ZM73 221H74V220H73ZM156 221H155V222H156ZM162 221H163V220H162ZM80 222H81V221H80ZM82 222H83V221H82ZM257 222H259V221H257ZM74 223H75V222H74ZM153 223H154V222H153ZM195 223H196V222H195ZM251 223H252V222H251ZM254 223H255V222H254ZM96 224L98 225V223H96ZM101 224H102V223H101ZM114 224H115V223H114ZM256 224H257V223H256ZM259 224L262 225V223H259ZM17 225H18V224H17ZM59 225H60V224H59ZM81 225H82V224H81ZM112 225H113V224H112ZM180 225H181V224H180ZM251 225H252L254 228L257 227V228H258L257 230H259V233L261 232L260 227H258V225L255 226V225H253V223H252ZM4 226H5V225H4V224L2 223V221L0 220V249L3 248V246L6 244V241H5V239L3 238L4 229L6 230V228H4ZM66 226H67V225H66ZM82 226H83V225H82ZM84 226H85V225H84ZM117 226H118V225H117ZM130 226H131V225H130ZM153 226H154V225H153ZM153 226L150 225V224H147V223H146L144 220H142L141 218H135V219L133 220V224H132V226H131V228H132L131 231L134 232V233H132V234H134V235H135L134 237H136V238H137V237L141 238V237H143V235H147L148 237L152 238L153 241L155 242V241H156V239H155L156 237H155L154 234H152V231L154 232V230H153ZM155 226H156V225H155ZM157 226H158V225H157ZM162 226H163V225H162ZM166 226H168V225H166ZM249 226H250V225H249ZM262 226H263V225H262ZM97 227H98V226H97ZM100 227H101V225H100ZM106 227H107V226H106ZM110 227H111V226H110ZM179 227H180V226H179ZM179 227H178V228H179ZM187 227H188V225H187ZM187 227H186V228H187ZM250 227H251V226H250ZM107 228H108V227H107ZM112 228H113V227H112ZM112 228H110V229H112ZM197 228L199 229V227H197ZM57 229H59V228H57ZM65 229H66V230H69L68 233L71 234L72 231H73V223H71L69 229H67V228H65ZM123 229H124V228H123ZM155 229H156V228H155ZM158 229H160V228H158ZM200 229H201V227H200ZM91 230H93V229H91ZM107 230H108V229H107ZM255 230H256V228H255ZM262 230H263V229H262ZM80 231H81V230H80ZM186 231H187V230H186ZM186 231H185V233H186ZM230 231H231V230H230ZM233 231H234V230H233ZM240 231H241V230H240ZM240 231H239V232H240ZM9 232H10V231H9ZM58 232L60 233L61 231H58ZM85 232H86V231H85ZM161 232H162V230H161ZM161 232H160V234H161ZM163 232L166 233L165 230H164V227H163ZM255 232H256V231H255ZM255 232H253V233H255ZM263 232H264V231H262V233H263ZM11 233H12V231H11ZM87 233H88V232H87ZM89 233H90V232H89ZM172 233H173V232H172ZM187 233H188V232H187ZM187 233L185 234L186 236H187ZM190 233H191V232H190ZM246 233H247V232H246ZM57 234H58V233H57ZM79 234H80V233H79ZM91 234H92V232H91ZM102 234H103V233H102ZM191 234H192V233H191ZM83 235H84V234H83ZM126 235H127V234H126ZM163 235H164V234H163ZM163 235H162V236H163ZM172 235H173V234H172ZM181 235H182V236H185L184 234H181ZM202 235H204V234H202ZM202 235H201V236H202ZM229 235H230V234H229ZM15 236H16V235H15ZM58 236H59V235H58ZM58 236H57V237H58ZM76 236H77V235H76ZM76 236H75V237H76ZM130 236H131V234H130ZM166 236H167V234L165 235V237H166ZM186 236H185V237H186ZM188 236H189V235H188ZM188 236L186 237L187 239L189 238ZM199 236H200V235H199V233H198V236H196V237H199ZM230 236H231V235H230ZM235 236H236V232H235ZM246 236H247V234H246ZM248 236H249V235H248ZM263 236H264V235H263ZM263 236H262V237H263ZM9 237H10V236H9ZM83 237H84V236H83ZM126 237H128V236H125V238H126ZM159 237H160V235H159ZM167 237H168V236H167ZM167 237L164 238V239H166V241H167ZM232 237H233V236H232ZM238 237H239V236H238ZM252 237H253V235H252ZM252 237H251V238H252ZM6 238H7V236H6ZM46 238H47V237H46ZM139 238H138V239H139ZM175 238H176V235H175ZM199 238H200V237H199ZM205 238H206V237H205ZM230 238H231V237H230ZM235 238H236V237H235ZM23 239H24V237H23ZM47 239H48V238H47ZM81 239H82L81 236L76 237V238H75V244H74V245H79L78 243L80 242ZM126 239H127V238H126ZM158 239H160V238H158ZM179 239H180V238H179ZM190 239H191V237H190ZM196 239H197V238H196ZM228 239H229V238H227V240H225V242L228 241ZM259 239H260V238H259ZM15 240H16V239H15ZM49 240H50V239H49ZM133 240H134V239H133ZM140 240H141V239H140ZM173 240H174V239H172V241H173ZM188 240H189V239H188ZM232 240H233V239H232ZM237 240H238V239H237ZM249 240H250V239H249ZM257 240H258V239H257ZM262 240H263V239H262ZM4 241H5V242H4ZM59 241H61V240H59ZM59 241H58V242H59ZM88 241H89V240H88ZM107 241H108V240H107ZM147 241H148V240H147ZM162 241H164V240H162ZM166 241H164L165 243H163L162 246H163V245H164V246L166 245ZM170 241H171V240H170ZM189 241H191V240H189ZM229 241H230V240H229ZM250 241H251V240H250ZM253 241H254V240H253ZM258 241H260V240H258ZM11 242H12V241H11ZM11 242H10V243H11ZM23 242H24V240H23ZM42 242L45 243L44 241H42ZM49 242H51V240H50ZM90 242H92V241H90ZM90 242H88V243H90ZM96 242H97V241H96ZM124 242H125V241H124ZM148 242H149V241H148ZM179 242H180V241H179ZM182 242H183V241H182ZM213 242L217 243L218 241L215 240V241H213ZM238 242H239V241H238ZM254 242H255V241H254ZM35 243H36V242H35ZM52 243H54V242H52ZM52 243H50V244H52ZM61 243H62V242H61ZM63 243H66V242H63ZM85 243H86V242H85ZM98 243H99V242H98ZM108 243H109V241H108ZM160 243H161V242H160ZM173 243H174V241H173L171 244L173 245ZM233 243H234V242H233ZM45 244H46V243H45ZM72 244H73V243H72ZM99 244H100V243H99ZM229 244H230V243H229ZM229 244H227V245H229ZM239 244H240V243H239ZM39 245H41V244H39ZM54 245H55V244H54ZM140 245H142V244H140ZM147 245H148V244H147ZM172 245H168L167 248H169V246H170L169 250H171V246H172ZM175 245H176V244L174 243V246H175ZM182 245H183V244H182ZM230 245H232V243H231ZM34 246H36V245H34ZM43 246H46V245H43ZM52 246H53V245H52ZM66 246H67V245H66ZM66 246H65V248H66ZM101 246H102V245H101ZM129 246H130V245H129ZM138 246H139V244H138ZM142 246H143V245H142ZM174 246L172 247V249L174 248V250H176V248H175ZM257 246H258V245H257ZM39 247H40V246H39ZM39 247H38V249H39ZM41 247H42V246H41ZM49 247H51V246L49 245ZM67 247H68V246H67ZM70 247H71V249H72V246H71V245H70ZM77 247H79V246H77ZM102 247H103V246H102ZM110 247L112 248V246H110ZM131 247H132V246H131ZM144 247H145V246H144ZM165 247H166V246H165ZM219 247H220V246H219ZM230 247H231V246H230ZM230 247L228 246L229 249H230ZM240 247H241V246H240ZM251 247H252V246H251ZM251 247H250V248H251ZM33 248H34V247H33ZM43 248H44V247H43ZM47 248H48V246H47ZM47 248H46V249H47ZM52 248H53V247H52ZM126 248H127V247H126ZM141 248H142V247H141ZM158 248H159V250L161 251L160 248H162V247H161L160 245L158 246ZM167 248H166V249H167ZM184 248H185V247H184ZM231 248H232V247H231ZM257 248H258V247H257ZM36 249H37V248H36ZM38 249H37V252L40 250V249H39V250H38ZM44 249H45V248H44ZM44 249H43V250H44ZM79 249H80V247H79ZM91 249H93V248H91ZM116 249L118 250V248H116ZM144 249H145V248H144ZM209 249H211V248H209ZM226 249H227V247H226ZM229 249H227V250H229ZM259 249H260V246H259ZM1 250H2V249H1ZM19 250H21V249H19ZM41 250H42V249H41ZM125 250H127V249H125ZM182 250H183V249H182ZM182 250H181V251H182ZM186 250H187V248H186ZM33 251H34V250H33ZM33 251H30V252L33 253ZM81 251H82V250H81ZM90 251H91V250H90ZM94 251H95V250H94ZM94 251H93V252H94ZM119 251H120V250H119ZM121 251H122V250H121ZM129 251H131V250H129ZM163 251H164V248H162V252H163ZM187 251H188V250H187ZM248 251L250 252L249 249L247 250V252H248ZM251 251H252V249H251ZM259 251H260V250H259ZM35 252H36V250H35ZM35 252H34V253H35ZM100 252H101V250H100ZM162 252H161V253H162ZM166 252H167V250H166ZM223 252H224V251H223ZM223 252H222V253H223ZM243 252H244V250H243ZM245 252H246V251H245ZM245 252H244V253H245ZM28 253H29V252H28ZM32 253H30V254L28 255V258H29V257H32V255L34 254V253H33V254H32ZM103 253H104V252H103ZM106 253H107V251H106ZM125 253H126V251H125ZM154 253H155V252H154ZM168 253H170V252L168 251ZM177 253H178V252H177ZM177 253H176V254H177ZM224 253H225V252H224ZM224 253H223V254H224ZM227 253H228V252H227ZM252 253H253V252H252ZM162 254L165 255L164 253H162ZM162 254H161V255H162ZM181 254H182V253H181ZM237 254H238V252H237ZM126 255H127V253H126ZM156 255H157V254H156ZM166 255H167V254H166ZM166 255H165V256H166ZM204 255H205V254H204ZM219 255H220V254H219ZM232 255H233V254H232ZM25 256H26V255H25ZM25 256H24V257H25ZM144 256H145V255H144ZM150 256H151V254H150ZM165 256H164V257H165ZM167 256H168V255H167ZM167 256H166V257H167ZM193 256H194V255H193ZM246 256H247V255H246ZM33 257H34V256H33ZM151 257H152V256H151ZM198 257H203V255H202V256H198ZM208 257H210V256H208ZM240 257H242V256H240ZM191 258H192V257H191ZM193 258H194V257H193ZM195 258H196V256H195ZM216 258H217V257H216ZM244 258H245V256H244ZM244 258H243V259H244ZM187 259H188V258H187ZM189 259H190V258H189ZM98 260H99V259H98ZM185 260H186V258H185ZM194 260H195V259H194ZM234 260H235V259H234ZM180 261H181V260H180ZM192 261H193V259H192ZM196 261H197V258H196ZM237 261H238V260H237ZM241 261H242V260H241ZM188 262H190V260H189ZM193 262H194V261H193ZM231 262H232V260L229 259V258L227 257V254H226V255L224 254V255H222L221 257L217 258V259H213V258H212V259H211V258L209 259V258H206V256H205L204 258H201L196 264H230ZM139 263H140V262H139ZM194 263H195V262H194ZM6 264H7V263H6ZM28 264H30V263H28ZM189 264H190V263H189ZM237 264H238V263H237ZM241 264H242V263H241Z\"/></svg>","mask_w":264,"mask_h":264}]
</instances>
